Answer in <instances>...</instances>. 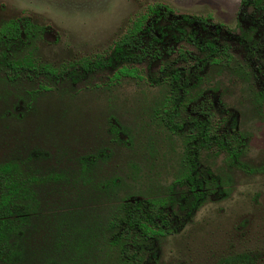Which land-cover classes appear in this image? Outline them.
Here are the masks:
<instances>
[{"label": "trees", "instance_id": "1", "mask_svg": "<svg viewBox=\"0 0 264 264\" xmlns=\"http://www.w3.org/2000/svg\"><path fill=\"white\" fill-rule=\"evenodd\" d=\"M237 23L235 33L210 18L152 6L111 52L60 70L38 66L28 53L49 29L28 20L5 24L0 31L5 82L42 79L38 89L49 91L45 83L78 84L100 72H110L111 81L147 80L165 89L157 115L182 140L183 157L181 173L165 195L121 198L102 213L78 206L90 192L116 195L121 187L114 179L94 182L86 167L95 162L82 163L76 174L46 166L41 151L1 162L0 264H159L161 242L181 234L208 201L227 196V183L207 164L209 156H225L232 170L257 171L242 162L248 145L239 113L208 86L213 69L234 63L254 88L256 106H264V0H241ZM217 264L260 263L252 254H238Z\"/></svg>", "mask_w": 264, "mask_h": 264}, {"label": "rangeland", "instance_id": "2", "mask_svg": "<svg viewBox=\"0 0 264 264\" xmlns=\"http://www.w3.org/2000/svg\"><path fill=\"white\" fill-rule=\"evenodd\" d=\"M240 1L0 0V31L13 20L49 29L28 53L38 66L60 70L111 52L132 23L156 5L210 18L238 33ZM111 76L100 72L78 84L45 83L51 90L43 91L38 89L42 79L14 84L0 74V163L41 151L46 166L76 174L82 163L95 162L86 167L94 182L114 179L121 187L116 195H86L78 206L89 213H102L125 197L165 195L181 173L183 157L182 140L157 115L165 89L147 80L111 81ZM208 84L239 113L248 145L242 162L257 171L232 170L225 156H209L207 164L227 183V196L208 201L181 234L164 239L159 264H217L238 254H252L264 264V173L259 171L264 168V106H256L254 88L234 63L213 69Z\"/></svg>", "mask_w": 264, "mask_h": 264}]
</instances>
